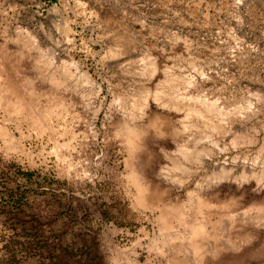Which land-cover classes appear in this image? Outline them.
<instances>
[{"label": "rangeland", "instance_id": "1", "mask_svg": "<svg viewBox=\"0 0 264 264\" xmlns=\"http://www.w3.org/2000/svg\"><path fill=\"white\" fill-rule=\"evenodd\" d=\"M0 264H264V0H0Z\"/></svg>", "mask_w": 264, "mask_h": 264}, {"label": "bare ground", "instance_id": "2", "mask_svg": "<svg viewBox=\"0 0 264 264\" xmlns=\"http://www.w3.org/2000/svg\"><path fill=\"white\" fill-rule=\"evenodd\" d=\"M155 70L156 69L154 67V71ZM168 79H169L168 80V84L169 85H168L167 93H166V96H165L166 99H165V101H163V103L160 102V105L168 106V107L176 109V110H182V111L184 110L186 112V115H188V116H196V118L201 120V122L206 127H208V128L210 127V128H212L214 130H218V131H221V132L225 131L224 130L225 129V125L223 124V121L221 120L222 119L221 115L223 113L215 106L214 103L211 104V103H209L207 101H203V100H200V99L195 98V97L187 99V98L182 97V96L179 97L177 94L175 95V93H173L172 91L170 92V90H172L175 86H177V80H180V79H177V78L175 79V78H172V77L168 78ZM182 84H186L187 85L188 82L186 80H183ZM169 88H172V89H169ZM175 89H177V88H175ZM138 106H139V104L137 105V108H138ZM132 116L134 118L135 116H137V113L136 114H132L131 117ZM130 138L131 137L129 136V142L131 144L132 142H131ZM134 176H135L136 181L138 183L139 198H140V201L142 202L143 199L147 196V192H148L149 186L143 184V182H142L143 178L138 173H134Z\"/></svg>", "mask_w": 264, "mask_h": 264}]
</instances>
